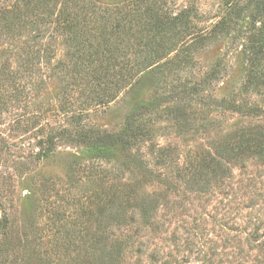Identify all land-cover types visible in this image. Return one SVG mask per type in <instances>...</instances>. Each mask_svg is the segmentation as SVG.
Wrapping results in <instances>:
<instances>
[{
    "label": "rangeland",
    "instance_id": "1",
    "mask_svg": "<svg viewBox=\"0 0 264 264\" xmlns=\"http://www.w3.org/2000/svg\"><path fill=\"white\" fill-rule=\"evenodd\" d=\"M38 1L0 0V16H24L14 33L0 28V220L12 231L4 242L0 228V264H264V155L233 149L264 135V85L242 69L257 29L232 16L245 0H89L73 40L56 19L81 3ZM193 87L181 118L153 120L136 146L150 176L60 139L82 124L116 132L139 99L172 96L163 108ZM217 160L228 171L209 176ZM141 197L157 205L146 221Z\"/></svg>",
    "mask_w": 264,
    "mask_h": 264
},
{
    "label": "trees",
    "instance_id": "2",
    "mask_svg": "<svg viewBox=\"0 0 264 264\" xmlns=\"http://www.w3.org/2000/svg\"><path fill=\"white\" fill-rule=\"evenodd\" d=\"M72 0H40L38 2L44 4L45 6L60 5V8L69 3ZM77 3H81L77 7H75L76 12H73V15H70L65 11V9H61L57 16V25L60 31H64L68 28V32L72 33L69 37V40H73L76 37V33H82V29H78L73 26V19L79 17L82 19L83 26H85L88 15L83 14L85 12L84 8H88L87 4L90 3L89 0H76ZM232 6V7H231ZM233 9V4L230 5L228 13H230ZM93 13V12H92ZM63 16L67 17L63 21ZM71 16V19L68 17ZM236 20L246 21L250 24V26L254 29H257V36L259 40H257V46L252 47V45H245L243 53L245 63L243 65L244 74L248 79L257 78L258 83L264 85V0H245L244 4L237 10V12L232 15ZM1 24L0 28L6 30L7 33H14L15 25H22L24 23V16L19 10L15 11H5L1 13L0 16ZM62 17V18H61ZM231 19V18H228ZM222 19L218 25H221L220 28H225V30H229L230 28V20ZM18 22V23H17ZM161 22L158 21H150L145 23V26L149 29L148 32L158 33L160 31ZM141 31V30H140ZM98 33H101L104 37L107 36V31L105 28L100 30ZM127 34V40L130 41V36H133L131 33ZM126 47H129V43H127ZM116 51V49L114 48ZM109 52V51H108ZM114 52H109V55H113ZM148 54V53H147ZM147 54L145 56H147ZM140 56V54H139ZM143 58L141 62L140 71H144L148 69L152 64L147 61V57ZM219 65V64H218ZM152 67V66H151ZM217 68L214 66L210 69L201 83L204 85L205 83H210L216 80L219 76ZM133 86L131 84L128 87V90ZM205 88V85H204ZM202 89V88H201ZM200 88H191L188 90L176 91V95L172 101L174 104L171 106H162L164 102H168V98H172V96H154L147 101H141L140 99L133 104V107L127 113L123 126L120 130L116 132H109L106 130H102L100 128H96L91 124H82L79 125L75 130L65 129L60 131V139H64L65 142L71 145H77L82 148L88 150L95 159L105 160V161H119L121 160L122 164L128 170H138V172L150 176L152 175V170L149 169V166L146 164V161L142 158V156L138 153L137 144L143 140H148L154 135V128L152 127L153 120H157L163 116H168V118L177 120L181 118L184 114L185 110L189 105L196 100L197 93L201 90ZM179 93L183 94V97H178ZM222 107H225L226 99L222 97L220 101H218ZM182 104V105H181ZM230 106H233L230 103ZM162 108V109H161ZM153 115L154 118H151L150 115ZM153 121V122H152ZM55 137L50 135L48 137V146L44 149L43 155L47 156L52 152L55 145ZM239 154L241 151L250 152L253 150L254 153L263 154L264 155V135L256 139L254 143H251V140L245 139L244 143H240L233 148ZM213 159H210V161ZM216 161V160H214ZM217 167L214 166L209 171V176H214L217 174H225V171H228V167L224 165L221 160H217ZM207 176V175H206ZM134 189L131 185L123 189L121 192V197H130L133 193ZM124 195V196H123ZM156 201L153 197H141L139 207V215L146 221L151 217L156 209ZM115 219V214L112 213L111 218ZM7 219L4 217L0 220V228L4 230V242L9 241L7 239V235H9L12 231L9 229V226L6 225ZM6 232V233H5ZM96 238L101 240L97 241V243L104 242L108 236L102 235L100 233L95 234ZM107 241V240H106ZM4 250H7L4 249Z\"/></svg>",
    "mask_w": 264,
    "mask_h": 264
}]
</instances>
